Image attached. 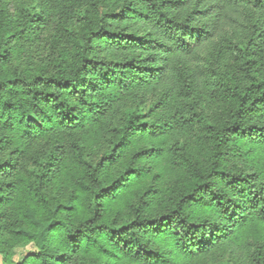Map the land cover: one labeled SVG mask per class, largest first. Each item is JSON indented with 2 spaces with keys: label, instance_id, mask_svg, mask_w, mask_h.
Instances as JSON below:
<instances>
[{
  "label": "trees",
  "instance_id": "obj_1",
  "mask_svg": "<svg viewBox=\"0 0 264 264\" xmlns=\"http://www.w3.org/2000/svg\"><path fill=\"white\" fill-rule=\"evenodd\" d=\"M264 264V0H0V255Z\"/></svg>",
  "mask_w": 264,
  "mask_h": 264
},
{
  "label": "rangeland",
  "instance_id": "obj_2",
  "mask_svg": "<svg viewBox=\"0 0 264 264\" xmlns=\"http://www.w3.org/2000/svg\"><path fill=\"white\" fill-rule=\"evenodd\" d=\"M36 252L37 250L34 244H22L12 250V255L8 262H5L2 255H0V264H17L20 263L26 256Z\"/></svg>",
  "mask_w": 264,
  "mask_h": 264
}]
</instances>
